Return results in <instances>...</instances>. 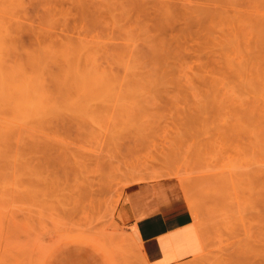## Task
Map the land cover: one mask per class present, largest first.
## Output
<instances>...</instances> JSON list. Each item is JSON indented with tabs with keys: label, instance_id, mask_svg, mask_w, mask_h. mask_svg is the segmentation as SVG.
I'll return each instance as SVG.
<instances>
[{
	"label": "rangeland",
	"instance_id": "1",
	"mask_svg": "<svg viewBox=\"0 0 264 264\" xmlns=\"http://www.w3.org/2000/svg\"><path fill=\"white\" fill-rule=\"evenodd\" d=\"M164 177L176 264H264V0H0V264H147L125 190Z\"/></svg>",
	"mask_w": 264,
	"mask_h": 264
},
{
	"label": "crops",
	"instance_id": "2",
	"mask_svg": "<svg viewBox=\"0 0 264 264\" xmlns=\"http://www.w3.org/2000/svg\"><path fill=\"white\" fill-rule=\"evenodd\" d=\"M125 197L132 236L137 237L148 264H176L202 251V241L178 179L164 177L130 184Z\"/></svg>",
	"mask_w": 264,
	"mask_h": 264
},
{
	"label": "bare ground",
	"instance_id": "3",
	"mask_svg": "<svg viewBox=\"0 0 264 264\" xmlns=\"http://www.w3.org/2000/svg\"><path fill=\"white\" fill-rule=\"evenodd\" d=\"M87 72H88V71H87ZM95 73H96V72H95ZM93 75H94V74H93ZM81 76H83V77L85 76V78H86V77L89 76V73H88L87 75L84 74V75H81ZM91 76H92V75H90L89 77H91ZM83 77H82V78H83ZM89 77H88V78H89ZM95 77H97V75H95ZM95 77H94V79L96 80V79H98L100 76H98L97 78H95ZM92 78H93V76H92ZM14 79H15V78H14ZM20 79H21V78H20ZM22 79H23V78H22ZM22 79H21V80H22ZM94 79H93V80H94ZM99 79H100V78H99ZM99 79L96 80V81H97V82H100L101 79H100V80H99ZM18 80H19V79H18ZM21 80H20V81H21ZM81 80H82V79H81ZM16 81H17V80H16ZM16 81H15V82H16ZM25 81H27V80L25 79ZM79 81H80V80H79ZM86 81L89 82L88 79H87ZM6 82H7V81H6ZM8 82H10V84H9V86H10L11 83H12L13 81L11 82V81L9 80ZM17 82H18V81H17ZM17 82H16V84H17ZM22 82H23V81H22ZM22 82H21V83H22ZM81 82H82V81H80V83H81ZM89 83H90V85H91L92 81H90ZM89 83H88V84H89ZM100 83H102V82H100ZM6 84H7V83H6ZM24 84H27V85L29 86L28 83H24ZM98 84H99V83H97L96 85H98ZM90 85H88V86L90 87ZM92 85H93V84H92ZM92 85H91V87H92ZM94 85H95V84H94ZM25 86H26V85H25ZM16 87H17V86H16ZM94 87H95V86H94ZM96 87H97V86H96ZM10 88H11V87H10ZM22 88H23V87H20V90H22L21 93H23V94H24V92H23L24 89H26V91H27L28 89H30V88L27 89V87L24 88V89H22ZM13 89H14V88H13ZM16 89H17V88H16ZM31 89H32V88H31ZM24 91H25V90H24ZM28 91H29V92H28ZM28 91H27V93H28L27 96H26V95H24V96L28 97L29 95H31V92H30L31 90H28ZM33 92H35V91L33 90ZM25 94H26V92H25ZM34 94H36V93H34ZM21 96H22V95H21ZM26 97H25V98H26ZM25 98H24V99H25ZM22 99H23V98H22ZM29 99H30V96H29ZM35 99H36V97H35ZM35 99H34V96H33V100H32V101H34ZM27 100H28V98H27ZM23 101H24V100H23ZM28 101H29V100H28ZM28 101H27V102H28ZM24 102H25V101H24ZM23 104H24V103H23ZM23 104H22V105H23ZM25 104H26V103H25ZM34 104H35V102H34ZM34 104H32L31 101H30V104H29V105H33V106H34ZM26 105H27V104H26ZM21 107H22V106H21ZM25 107H26V106H25ZM27 107H28V105H27ZM27 107H26V108H27ZM30 108H31V107H30ZM166 191H167V190H166ZM169 191H170V190H169ZM174 191H175V190H174ZM167 193H168V191H167ZM168 195H169V193H168ZM173 195H174V194H173ZM173 195H172V196L170 195V196L173 197ZM176 195H177V193H176ZM167 198H169V197H166V199H167ZM177 198H178V197H177ZM164 199H165V198H164ZM166 199H165V200H166ZM170 199H171V198H170ZM175 199H176V198H175ZM169 201L171 202V200H169ZM173 201H174V198H173ZM165 202H166V201H165ZM167 202H168V201H167ZM133 224H134V223H133ZM133 228H134V227H133ZM134 238H135L136 243H137V248H138V251H139V254H140V258L142 259V261H144V262L147 263V260H146V258L144 257V254H143V252H142V249H141L140 243H139V241H138V239H137V237H136L135 235H134ZM114 257H115V256H114ZM147 264H148V263H147Z\"/></svg>",
	"mask_w": 264,
	"mask_h": 264
}]
</instances>
